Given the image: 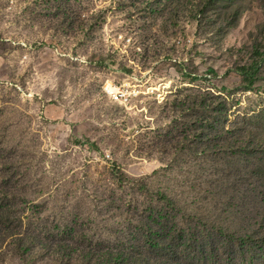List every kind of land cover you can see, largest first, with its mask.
<instances>
[{"label": "rangeland", "instance_id": "1", "mask_svg": "<svg viewBox=\"0 0 264 264\" xmlns=\"http://www.w3.org/2000/svg\"><path fill=\"white\" fill-rule=\"evenodd\" d=\"M202 94L225 101L228 152L186 149L174 99ZM0 187L16 233L62 247L20 256L7 238L0 264H95L143 247L152 211L210 229L259 221L264 0H0Z\"/></svg>", "mask_w": 264, "mask_h": 264}, {"label": "trees", "instance_id": "2", "mask_svg": "<svg viewBox=\"0 0 264 264\" xmlns=\"http://www.w3.org/2000/svg\"><path fill=\"white\" fill-rule=\"evenodd\" d=\"M242 74L248 76L246 72ZM193 97L187 96L184 101L174 99V104H178L185 114L184 130H189L193 136L194 145H188L186 149L201 157L230 151L231 140L224 138L232 133L224 125L225 101L208 94ZM175 127L178 129L177 125ZM173 132L180 134L179 130ZM185 140L189 142L186 137ZM235 144L242 147L244 140ZM219 188L226 191L224 187ZM7 198L6 191L0 187V241L10 239L14 252L20 256L36 248L34 251L62 255L61 246L43 245L36 236L16 233V228L11 225L21 217L7 208ZM162 199L169 209L176 211V201L171 196L163 194ZM162 212L152 211L141 222L139 230L144 237L143 247L133 245L128 251H110L99 259L93 257L91 261L95 264H264L263 213L257 214L259 221L253 220L242 231H233L231 228L213 226L210 229L171 222L169 214Z\"/></svg>", "mask_w": 264, "mask_h": 264}, {"label": "built area", "instance_id": "3", "mask_svg": "<svg viewBox=\"0 0 264 264\" xmlns=\"http://www.w3.org/2000/svg\"><path fill=\"white\" fill-rule=\"evenodd\" d=\"M110 88H107V92L111 94L115 98L116 101L121 102L122 100L127 99L128 96L130 95L129 90L128 91H122V90L117 91L116 88H112V87Z\"/></svg>", "mask_w": 264, "mask_h": 264}]
</instances>
